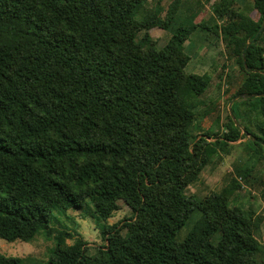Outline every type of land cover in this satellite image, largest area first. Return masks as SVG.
<instances>
[{"label": "trees", "instance_id": "obj_1", "mask_svg": "<svg viewBox=\"0 0 264 264\" xmlns=\"http://www.w3.org/2000/svg\"><path fill=\"white\" fill-rule=\"evenodd\" d=\"M147 1L0 0V239L48 233L54 208L85 199L105 221L120 201L131 215L101 229L95 253L60 232L43 264H264L252 213L231 205L227 188L186 194L216 143L247 138L250 159L264 161V96L252 95L264 93V0H252L256 18L236 0H205L210 23L191 15L178 26L179 0L164 19L139 14ZM153 28L170 34L161 48ZM197 30L202 43L224 44L251 90L214 143L189 131L188 104L210 82L184 70ZM0 264L23 263L0 254Z\"/></svg>", "mask_w": 264, "mask_h": 264}, {"label": "rangeland", "instance_id": "obj_2", "mask_svg": "<svg viewBox=\"0 0 264 264\" xmlns=\"http://www.w3.org/2000/svg\"><path fill=\"white\" fill-rule=\"evenodd\" d=\"M172 2L173 0H148L139 10V14L152 15L158 12L164 19L171 11ZM235 2L242 12L251 11L254 16L258 14L253 11L252 0ZM177 10L179 11L176 13L174 26L187 25L191 15L196 16L194 21L202 23H210L212 16L210 4H206L205 0H184L181 8ZM149 34L157 48H161L170 36L169 32L159 28L151 29ZM199 35L197 30L186 41L184 50L189 55V62L184 70L185 73L205 74L210 82L205 92L188 104L189 111L196 118V123L189 131L193 139L209 132L211 138L207 140L214 143L227 129L230 98L237 94L243 98L251 90L247 88L245 73L239 68L230 51L225 50L224 44L202 43L204 40ZM246 140L247 138L240 139L227 146L216 143V155L210 157L197 178L186 187V194L202 198L227 188L230 204L245 209L249 215L252 213V221L256 224L253 235L264 246V161L253 162L250 159L245 147ZM197 214H193L189 223L182 227L178 238L185 235ZM130 215L128 207L120 201L118 208L105 221L97 218L88 199L84 200L81 208L63 210L56 207L51 213L48 233L38 232L26 242L0 239V254L21 258L23 264H43L52 255L56 236L60 232L69 233L72 237L81 236L86 242L87 253L93 254L99 246L105 244L101 229L105 225L127 219ZM219 237L220 232L217 231L211 242L217 243ZM73 240L74 238L68 237L65 243L70 245Z\"/></svg>", "mask_w": 264, "mask_h": 264}, {"label": "water", "instance_id": "obj_3", "mask_svg": "<svg viewBox=\"0 0 264 264\" xmlns=\"http://www.w3.org/2000/svg\"><path fill=\"white\" fill-rule=\"evenodd\" d=\"M263 29H264V16H263V20H262L261 26H260V28H259L258 33L256 34V36H257L259 33H261V32L263 31ZM256 36H255V37H256ZM251 41H253V40H251ZM247 45H248V43L245 44V47H244V48H246ZM244 66H245V65H244ZM245 69H246V71H249L248 67H246V66H245ZM252 95L255 96V97H262V96H264V93H257V94L255 93V94H252ZM240 97H241V95H236V96H234V97L230 100V102H229V106H228V108H229L228 110H230V106H231L232 102H233L234 100L240 98Z\"/></svg>", "mask_w": 264, "mask_h": 264}, {"label": "crops", "instance_id": "obj_4", "mask_svg": "<svg viewBox=\"0 0 264 264\" xmlns=\"http://www.w3.org/2000/svg\"><path fill=\"white\" fill-rule=\"evenodd\" d=\"M184 2V0H179V5H178V9L179 8H181V3H183ZM173 3V2H172ZM251 12V11H250ZM186 41H188V39L186 40ZM186 41H185V43H184V46H185V44H186Z\"/></svg>", "mask_w": 264, "mask_h": 264}]
</instances>
